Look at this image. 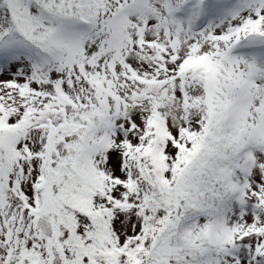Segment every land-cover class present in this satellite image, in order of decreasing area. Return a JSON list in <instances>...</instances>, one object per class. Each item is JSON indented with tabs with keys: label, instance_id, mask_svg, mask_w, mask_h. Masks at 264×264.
<instances>
[{
	"label": "snow or ice",
	"instance_id": "6c2138e0",
	"mask_svg": "<svg viewBox=\"0 0 264 264\" xmlns=\"http://www.w3.org/2000/svg\"><path fill=\"white\" fill-rule=\"evenodd\" d=\"M0 264H264V0H0Z\"/></svg>",
	"mask_w": 264,
	"mask_h": 264
}]
</instances>
